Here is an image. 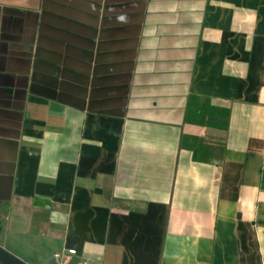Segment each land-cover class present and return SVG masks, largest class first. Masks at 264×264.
I'll return each instance as SVG.
<instances>
[{
  "label": "crops",
  "instance_id": "1",
  "mask_svg": "<svg viewBox=\"0 0 264 264\" xmlns=\"http://www.w3.org/2000/svg\"><path fill=\"white\" fill-rule=\"evenodd\" d=\"M264 264V0H0V264Z\"/></svg>",
  "mask_w": 264,
  "mask_h": 264
},
{
  "label": "built area",
  "instance_id": "2",
  "mask_svg": "<svg viewBox=\"0 0 264 264\" xmlns=\"http://www.w3.org/2000/svg\"><path fill=\"white\" fill-rule=\"evenodd\" d=\"M74 250H62L54 255L55 264H72V260L75 257ZM78 264H86L85 261H80Z\"/></svg>",
  "mask_w": 264,
  "mask_h": 264
},
{
  "label": "water",
  "instance_id": "3",
  "mask_svg": "<svg viewBox=\"0 0 264 264\" xmlns=\"http://www.w3.org/2000/svg\"><path fill=\"white\" fill-rule=\"evenodd\" d=\"M51 264H55L54 260H52Z\"/></svg>",
  "mask_w": 264,
  "mask_h": 264
}]
</instances>
